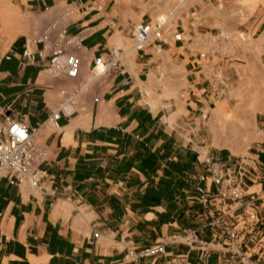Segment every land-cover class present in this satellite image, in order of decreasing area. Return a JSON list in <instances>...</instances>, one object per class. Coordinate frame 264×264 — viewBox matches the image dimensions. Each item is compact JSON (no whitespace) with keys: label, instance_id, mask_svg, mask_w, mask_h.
Masks as SVG:
<instances>
[{"label":"crops","instance_id":"obj_1","mask_svg":"<svg viewBox=\"0 0 264 264\" xmlns=\"http://www.w3.org/2000/svg\"><path fill=\"white\" fill-rule=\"evenodd\" d=\"M217 7L216 0H0V107L39 128L34 140L45 153L39 187L0 185V264H241L244 254L248 264H264L256 241L235 254L226 236L216 237L210 223L224 207L205 209L188 182L206 172L208 158L249 164L237 156L249 143L240 124L256 117L264 128V30L251 51L242 43L228 50L221 38L218 52L209 36L233 30ZM163 17L164 40L137 50L136 27ZM53 24L52 40L62 31L75 39L77 78L49 74L45 54L22 61L26 47L40 52L34 40ZM243 26L236 22L235 31L258 30ZM113 48L123 52L118 69L93 77L95 60ZM79 88L74 111L54 126L53 113ZM247 99L252 109L244 112ZM229 101L239 122L222 116ZM261 131L255 139L264 143ZM263 188L251 191L262 197ZM184 229L215 250L204 258L196 244L177 241L155 258L128 255Z\"/></svg>","mask_w":264,"mask_h":264},{"label":"built area","instance_id":"obj_2","mask_svg":"<svg viewBox=\"0 0 264 264\" xmlns=\"http://www.w3.org/2000/svg\"><path fill=\"white\" fill-rule=\"evenodd\" d=\"M220 8H223L226 0H216ZM167 21L160 20L156 23H142L135 29V48L143 50L147 44L155 41H162L165 38ZM56 29L53 24L38 36L34 43L42 45L39 53H33L28 47L25 48L21 57L25 63L34 62L37 55L45 54L49 56V64L46 71L53 76H64L67 78H77L80 75L82 61L74 53L69 52V46L75 43L74 38H69L65 32H58L56 38L52 40V32ZM223 40H228V36L220 34ZM160 52V50H158ZM123 52L121 49H111L105 57H99L94 62L92 68L93 77L116 71L120 65ZM205 55L202 54L201 58ZM82 88L76 90L68 100L53 113L51 122L58 126V121L63 114H72L76 104L77 95ZM39 128H32L30 125L18 121L11 116L9 107H0V185L7 180L10 185H22L29 183L31 187H39L40 181L44 178V172L39 169V165L45 157L44 151L34 140V135ZM206 172L193 173L189 175L188 182L196 190V200L205 208L211 205H222L220 214H217L210 225L216 230V237L226 236L229 242L227 247L236 249L235 254L240 253L243 242L256 241L260 249L264 248V217L261 215L264 191L262 197L256 191H251V187L256 184H264V168L259 166H249L239 159L233 167L226 163L206 159ZM264 189V188H263ZM214 191V192H213ZM231 212V213H230ZM227 217L233 220L230 224ZM95 238L99 233H95ZM184 241L189 245H197L203 253V257H208L215 249L211 242L199 239L196 230L184 229L181 237L163 239L160 243L140 250H131L128 255L132 259L155 258L166 253L169 243ZM231 252H233L231 250ZM230 253V250L227 251ZM250 257H252L250 255ZM245 254L240 260L241 264H248Z\"/></svg>","mask_w":264,"mask_h":264},{"label":"rangeland","instance_id":"obj_3","mask_svg":"<svg viewBox=\"0 0 264 264\" xmlns=\"http://www.w3.org/2000/svg\"><path fill=\"white\" fill-rule=\"evenodd\" d=\"M181 1L182 0H178V2H181ZM257 2L260 3L258 10L255 9V7L257 6ZM192 5L193 3H190L188 7H191ZM255 10L257 11V13H255L254 16L252 17V12ZM217 11H222V12L227 13V23H228L227 26L229 29L233 30L232 32L230 30H223V33H222L229 37L228 45L226 46L228 50H230L232 47H235L236 45H239L241 43L245 46V49H249L250 51L252 50L251 45H253L255 48V46L258 44V39L261 37L262 31L264 30V0H233L232 4L229 6L226 2L223 8H220L218 5ZM160 20L163 21V20H166V18L163 17ZM236 22L242 26L243 25L244 26L254 25V29L258 28V30L255 31L253 29V31H255L254 34L235 31ZM262 37H264V35ZM209 38H210L209 42L213 43V45L215 44L217 47L216 49L219 52L220 48H219L218 42L221 39L220 33L219 35L218 33L214 35H210ZM207 52H208L207 50H203L204 55H206ZM213 54H215L214 51H213ZM217 55L218 54H215L216 63H218L219 61V57H217ZM206 58H207V55L203 59H206ZM254 59L260 60V58L259 57L257 58V56L256 57L254 56L252 60L254 61ZM250 99H247V101L243 103L242 107H240V110H243L244 112H246L252 109V105H251L252 101ZM237 109L238 108L235 104V101L228 102L227 114L222 115L224 119H227V123L233 120L234 121L236 120L237 122L240 121L241 117L237 115V111H236ZM214 112L215 110L213 107V109L211 110V113L213 116H214ZM246 116L248 115H244V117ZM232 128H235V126L232 125ZM262 129L264 128L263 127L258 128V124L256 123V117H255V125L253 122L249 124H246V123L240 124L239 132L241 133V135L244 136V140L249 143L247 146L243 145L242 148H239L241 152L237 156L243 157L244 159H246V161H248L250 165L254 167L261 166L264 168V143H261L257 139H255L256 133L257 132L262 133L261 131ZM234 137L235 135L233 134V138ZM254 160H256L255 161L256 163H254ZM262 214L264 217V208H263Z\"/></svg>","mask_w":264,"mask_h":264},{"label":"bare ground","instance_id":"obj_4","mask_svg":"<svg viewBox=\"0 0 264 264\" xmlns=\"http://www.w3.org/2000/svg\"><path fill=\"white\" fill-rule=\"evenodd\" d=\"M236 152V151H235Z\"/></svg>","mask_w":264,"mask_h":264}]
</instances>
